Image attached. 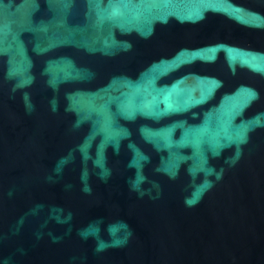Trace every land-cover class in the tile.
Here are the masks:
<instances>
[{
	"label": "water",
	"instance_id": "obj_1",
	"mask_svg": "<svg viewBox=\"0 0 264 264\" xmlns=\"http://www.w3.org/2000/svg\"><path fill=\"white\" fill-rule=\"evenodd\" d=\"M0 264H264V0H0Z\"/></svg>",
	"mask_w": 264,
	"mask_h": 264
}]
</instances>
